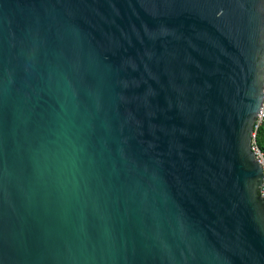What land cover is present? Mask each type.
<instances>
[{
	"label": "water",
	"instance_id": "95a60500",
	"mask_svg": "<svg viewBox=\"0 0 264 264\" xmlns=\"http://www.w3.org/2000/svg\"><path fill=\"white\" fill-rule=\"evenodd\" d=\"M264 0H0V264H264Z\"/></svg>",
	"mask_w": 264,
	"mask_h": 264
},
{
	"label": "built area",
	"instance_id": "2783aa9c",
	"mask_svg": "<svg viewBox=\"0 0 264 264\" xmlns=\"http://www.w3.org/2000/svg\"><path fill=\"white\" fill-rule=\"evenodd\" d=\"M261 124H264V102L259 114L257 115V119L255 123V131L257 127ZM254 139H255V133L252 137L251 151L253 152L255 159L260 165L262 170L261 186L259 188L258 193L264 199V154L257 148V146L254 143Z\"/></svg>",
	"mask_w": 264,
	"mask_h": 264
},
{
	"label": "trees",
	"instance_id": "16d2710c",
	"mask_svg": "<svg viewBox=\"0 0 264 264\" xmlns=\"http://www.w3.org/2000/svg\"><path fill=\"white\" fill-rule=\"evenodd\" d=\"M254 143L257 148L264 154V124L257 127L255 131Z\"/></svg>",
	"mask_w": 264,
	"mask_h": 264
}]
</instances>
